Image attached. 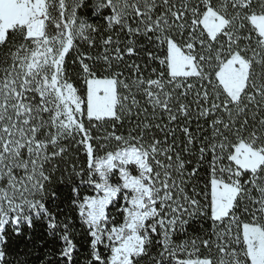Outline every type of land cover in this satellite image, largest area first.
Listing matches in <instances>:
<instances>
[{"label":"snow or ice","instance_id":"1","mask_svg":"<svg viewBox=\"0 0 264 264\" xmlns=\"http://www.w3.org/2000/svg\"><path fill=\"white\" fill-rule=\"evenodd\" d=\"M0 264H264V0H0Z\"/></svg>","mask_w":264,"mask_h":264}]
</instances>
